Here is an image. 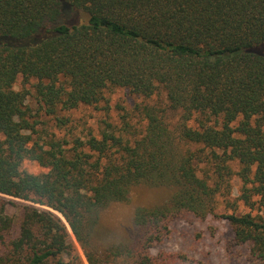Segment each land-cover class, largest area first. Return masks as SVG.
Instances as JSON below:
<instances>
[{"label":"trees","instance_id":"16d2710c","mask_svg":"<svg viewBox=\"0 0 264 264\" xmlns=\"http://www.w3.org/2000/svg\"><path fill=\"white\" fill-rule=\"evenodd\" d=\"M20 77L62 126L58 112L109 105L116 88L149 100L145 126L43 138ZM26 160L48 172L22 170ZM139 185L168 200L137 206L133 244L108 258L157 264L169 217L224 209L232 243L264 264V213L252 214L264 211V0H0V264H83L72 235L101 264V218Z\"/></svg>","mask_w":264,"mask_h":264},{"label":"rangeland","instance_id":"374dc122","mask_svg":"<svg viewBox=\"0 0 264 264\" xmlns=\"http://www.w3.org/2000/svg\"><path fill=\"white\" fill-rule=\"evenodd\" d=\"M36 83L35 80L26 83L20 77L15 89L19 91L25 90L31 94L29 96V105L35 117L32 121H37L38 125L36 128L43 138H50L54 134L59 137L66 135L69 140L76 136L85 137L89 131L98 134L103 129H108V125L122 128L124 120L130 122L137 130H142L145 126V122L138 113V107L150 104L149 100L121 88L111 89L106 92L105 100H109V105L103 103L97 107L81 106L71 112H58L57 116L59 118L70 120L67 126H62L55 117L46 116L40 108L35 99L34 87ZM155 97L159 98L160 96ZM154 103L155 100H152V104ZM22 170L36 175L48 172L47 169L41 167L38 163L29 160L22 164ZM233 185L235 187L234 197H236L241 183L235 178ZM3 197L20 204H30L39 208L49 209L7 196ZM167 200V190L139 185L132 190L128 202L108 208L101 218L99 229L94 239L91 241V248L98 256L101 264H135L134 258L127 260L121 257L115 259L114 256L108 258L110 250L118 247L121 243H125L128 246L133 244L135 231L131 227V221L137 206L153 207L162 205ZM239 212L248 213L249 210L245 206L240 205ZM8 213L15 217V230L17 232L21 221L20 208L9 206ZM55 213L64 220L59 213ZM223 213L224 209H219L217 216H209L205 219L198 218L188 212L169 217V236L164 242L157 244L152 249L155 263L261 264L252 256L251 248L248 245L237 246L232 243L233 229L227 220L219 216ZM262 213L264 211L257 209L252 214L256 216L262 215ZM72 241L83 264H89L81 245L73 235ZM131 248L133 250V246Z\"/></svg>","mask_w":264,"mask_h":264}]
</instances>
